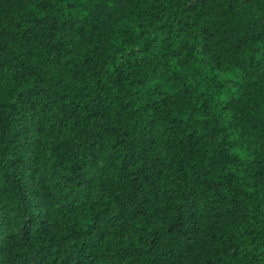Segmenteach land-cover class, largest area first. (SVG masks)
<instances>
[{
	"label": "trees",
	"instance_id": "1",
	"mask_svg": "<svg viewBox=\"0 0 264 264\" xmlns=\"http://www.w3.org/2000/svg\"><path fill=\"white\" fill-rule=\"evenodd\" d=\"M0 264H264V0H0Z\"/></svg>",
	"mask_w": 264,
	"mask_h": 264
}]
</instances>
